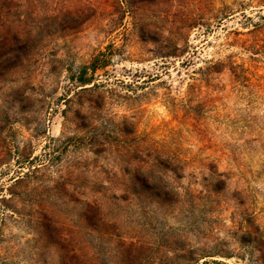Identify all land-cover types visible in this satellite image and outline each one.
Listing matches in <instances>:
<instances>
[{
	"label": "rangeland",
	"instance_id": "1",
	"mask_svg": "<svg viewBox=\"0 0 264 264\" xmlns=\"http://www.w3.org/2000/svg\"><path fill=\"white\" fill-rule=\"evenodd\" d=\"M0 264H264V0H0Z\"/></svg>",
	"mask_w": 264,
	"mask_h": 264
}]
</instances>
